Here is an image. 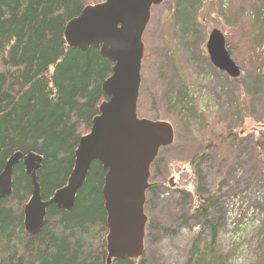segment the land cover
<instances>
[{"label": "rangeland", "instance_id": "374dc122", "mask_svg": "<svg viewBox=\"0 0 264 264\" xmlns=\"http://www.w3.org/2000/svg\"><path fill=\"white\" fill-rule=\"evenodd\" d=\"M228 1L225 7L216 0L206 14L200 10L198 34L191 35L175 18L177 0H164L144 35L139 116L168 122L175 131L174 144L151 168L156 191L145 205L148 264H196L211 244L223 264H264V16L250 31L255 48L249 54L236 27L264 10V0ZM214 29L238 47L232 59L240 78L210 67L206 46ZM172 92L191 97L190 107L202 111L198 123L171 106ZM197 194L213 199L205 217H197Z\"/></svg>", "mask_w": 264, "mask_h": 264}, {"label": "trees", "instance_id": "16d2710c", "mask_svg": "<svg viewBox=\"0 0 264 264\" xmlns=\"http://www.w3.org/2000/svg\"><path fill=\"white\" fill-rule=\"evenodd\" d=\"M177 2L174 15L178 25L184 33L194 35L198 34L196 15L200 10L206 14L207 6L216 0ZM84 7L83 0H0V174L16 153L41 157L37 179L44 201L66 186L79 142L91 132L99 107L107 100L102 84L112 75L114 64L98 49L82 52L70 48L65 40L67 24ZM255 11L254 19L246 15L250 22L236 26L245 33L241 43L248 54L255 48L250 31L262 24L264 16L262 6ZM227 49L232 57L238 51L228 41ZM256 60L260 61L257 54ZM173 93L169 95L171 106L198 123L202 111L190 107V102L194 105L191 97L185 95L181 100ZM105 176L103 167L94 162L74 209L66 212L51 205L44 228L32 236L24 229L32 179L23 164L16 166L12 195L0 200V264H107ZM155 191L151 185L147 194ZM197 196V217H205L213 199ZM201 256L196 264H223L212 244ZM143 258L112 264H148Z\"/></svg>", "mask_w": 264, "mask_h": 264}, {"label": "water", "instance_id": "95a60500", "mask_svg": "<svg viewBox=\"0 0 264 264\" xmlns=\"http://www.w3.org/2000/svg\"><path fill=\"white\" fill-rule=\"evenodd\" d=\"M164 0H106L87 6L65 30L68 46L86 52L98 49L115 64L113 76L103 85L110 99L93 120L89 135L83 137L75 153V167L67 185L44 201L37 173L42 158L35 154H15L0 174V200L13 189V169L23 162L31 177L33 193L24 208V229L38 235L45 226L51 205L71 212L86 183L91 165L98 162L106 172L103 198L107 213V264L115 260L138 261L145 251L148 217L144 206L150 188L151 166L161 149L174 142V129L163 121L138 120L137 101L141 88V67L145 51L143 36L151 10ZM212 65L238 79L241 70L233 61L224 34L214 29L206 46Z\"/></svg>", "mask_w": 264, "mask_h": 264}, {"label": "bare ground", "instance_id": "6f19581e", "mask_svg": "<svg viewBox=\"0 0 264 264\" xmlns=\"http://www.w3.org/2000/svg\"><path fill=\"white\" fill-rule=\"evenodd\" d=\"M223 3H224V5H225V7H227L228 4H229V1H228V0H223ZM86 7H87V6H85L84 9H85ZM84 9H83V10H84ZM83 10H82V11H83ZM81 13H82V12H81ZM81 13H80V14H81ZM79 16H80V15H79ZM79 16H78V17H79ZM65 30H66V28H65ZM64 35H65V33H64ZM65 40H66V39H65ZM208 56H209V55H208ZM143 60H144V55H143L142 63H143ZM109 62H110V61H109ZM111 63H112V62H111ZM114 66H115V64H114ZM114 66H113V68H114ZM141 72H142V67H141ZM112 76H113V70H112V75H111L110 77H112ZM110 77H109V78H110ZM109 78H108V79H109ZM108 79H107V80H108ZM107 80H106V81H107ZM141 80H142V77H141ZM106 81H104V83H105ZM104 83H103V84H104ZM103 84H102V85H103ZM102 91H103V90H102ZM140 91H141V90H140ZM103 93H104V92H103ZM104 95H105V94H104ZM105 97L107 98V100L104 101V102L101 104V106H102L104 103H108V102L110 101V99H109L106 95H105ZM139 97H140V93H139ZM139 97H138V101H139ZM138 101H137V118H138V120H148V119H141V118L139 117V113H138ZM101 106L99 107V115H98V116L101 115V113H100V108H101ZM163 122H164V121H163ZM166 123H168V122H166ZM168 124H170V123H168ZM92 127H93V126H92ZM173 129H174V128H173ZM91 130H92V129H91ZM174 132H175V131H174ZM89 134H90V133H89ZM89 134H87V135H89ZM87 135H86V136H87ZM84 137H85V136H84ZM174 137H175V134H174ZM82 138H83V137H82ZM82 138H81V139H82ZM174 141H175V139H174ZM173 144H174V142H173ZM173 144H172V145H173ZM172 145H171V146H172ZM169 147H170V146H169ZM76 151H77V150H76ZM16 154H17V153H16ZM12 157H13V156H12ZM12 157H11V158H12ZM11 158L9 159V161L11 160ZM9 161H8V162H9ZM8 162H7V163H8ZM19 164H23V166H24V168H25V171H27V169H26V167H25V165H24V163H23L22 161L19 162L18 164H16L15 167L18 166ZM15 167H14V169H15ZM74 167H75V166H74ZM14 169H13V174H14ZM73 170H74V169H73ZM72 172H73V171H72ZM105 173H106V172H105ZM26 175H27V173H26ZM70 176H71V175H70ZM12 177H13V175H12ZM105 177H106V176H105ZM69 178H70V177H69ZM68 180H69V179H68ZM86 181H87V180H86ZM66 185H67V184H66ZM104 186H105V183H104ZM103 189H104V187H103ZM12 191H13V189H12ZM146 201H147V197H146ZM104 202H105V200H104ZM28 203H29V202H28ZM145 205H146V202H145ZM144 211H145V206H144ZM145 215H146V214H145ZM45 219H46V218H45ZM24 221H25V220H24ZM147 223H148V222H147ZM146 228H147V226H146ZM142 257H143V256H142ZM142 257H141V258H142ZM141 258H140V259H141ZM140 259H139V260H140Z\"/></svg>", "mask_w": 264, "mask_h": 264}, {"label": "flooded vegetation", "instance_id": "af4514ba", "mask_svg": "<svg viewBox=\"0 0 264 264\" xmlns=\"http://www.w3.org/2000/svg\"><path fill=\"white\" fill-rule=\"evenodd\" d=\"M210 64H211V62H210ZM212 65V64H211ZM223 73V72H222Z\"/></svg>", "mask_w": 264, "mask_h": 264}]
</instances>
